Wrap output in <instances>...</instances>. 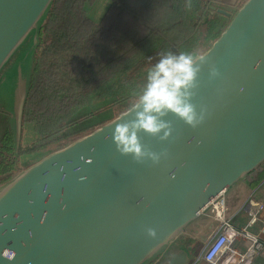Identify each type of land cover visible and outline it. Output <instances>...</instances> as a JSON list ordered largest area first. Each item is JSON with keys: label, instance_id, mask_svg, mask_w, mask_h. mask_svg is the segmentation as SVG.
<instances>
[{"label": "water", "instance_id": "obj_1", "mask_svg": "<svg viewBox=\"0 0 264 264\" xmlns=\"http://www.w3.org/2000/svg\"><path fill=\"white\" fill-rule=\"evenodd\" d=\"M53 1L0 0V71L21 48L1 86L14 104L16 148ZM213 9L231 20L201 54L207 63L193 103L206 110L204 122L192 128L169 114L168 140L140 133L167 156L138 164L110 138L116 122L132 118L129 108L29 166L0 193V264H191L186 250L158 260L214 197L264 162V0H246L233 14Z\"/></svg>", "mask_w": 264, "mask_h": 264}, {"label": "trees", "instance_id": "obj_2", "mask_svg": "<svg viewBox=\"0 0 264 264\" xmlns=\"http://www.w3.org/2000/svg\"><path fill=\"white\" fill-rule=\"evenodd\" d=\"M93 1L54 0L41 28L48 36L38 47L25 106V117L42 136L40 147L77 136L93 126L94 119L100 121L101 114L95 112L106 102L94 101L102 96L109 102L120 99V64L145 66L161 53L178 52L172 49L175 36L170 32L182 18L184 23L188 19L185 0H115L99 21L87 13L86 4ZM182 45L198 47L189 38ZM146 74L136 76L128 96H135ZM4 143L7 151L14 150L10 136ZM262 166L253 185L263 177Z\"/></svg>", "mask_w": 264, "mask_h": 264}, {"label": "clouds", "instance_id": "obj_3", "mask_svg": "<svg viewBox=\"0 0 264 264\" xmlns=\"http://www.w3.org/2000/svg\"><path fill=\"white\" fill-rule=\"evenodd\" d=\"M185 7L191 10L192 0H187ZM206 63V56L201 55L198 50L161 53L135 93V102L127 113L132 118H123L115 123L110 138L116 151L122 156H131L138 164L149 160L158 164L162 156H167V151L158 153L146 147L141 142V132L158 137L160 141L168 140L173 132L171 121L166 119L169 114L192 128L202 124L206 110L201 108L198 112L193 99L200 73ZM219 75L218 69L210 65V78ZM146 231L149 237L155 238L157 235L153 228Z\"/></svg>", "mask_w": 264, "mask_h": 264}, {"label": "rangeland", "instance_id": "obj_4", "mask_svg": "<svg viewBox=\"0 0 264 264\" xmlns=\"http://www.w3.org/2000/svg\"><path fill=\"white\" fill-rule=\"evenodd\" d=\"M245 1L246 0H242L240 6H242V4ZM94 2H98V3H96L97 5L93 8L92 6L95 4ZM107 2L109 4V0H94L92 3H87L86 4L87 13L88 14L91 13L93 18L98 21V19L105 11L106 5L108 6ZM236 10L237 9H235L233 13H235ZM199 12L200 10H196L193 13H190V15L185 14L186 17L188 18L186 22L184 23L182 18L180 20V23L176 25L177 26L176 29L174 28L175 31L170 32L171 36H175V40L172 41V43H174L172 46L173 50H178V51L198 50L200 54H203L215 41L217 32L223 31L231 20V17L228 18L226 17L225 19L221 20L216 15H214V20L219 21L216 22V25L219 26L218 28L212 26L207 21H204V19L200 20V23H196V21H198L197 15ZM209 17L212 18V16L210 15ZM187 23H189L190 25ZM41 36H42L41 43H44L45 41L43 42L42 40L47 39L48 34L46 32L44 34L41 33ZM186 38H189L190 41L196 44L198 47L183 46L182 45L183 39ZM38 47L36 50V56L38 52ZM154 63L156 62L152 60L150 63L145 64V66L141 62H135V63L125 62L122 63V67L120 64V67H118V69H119V73L122 74V82H123V87L120 93L121 94L120 99L118 101L109 102L107 96H102L101 98H99V100H95L94 103L97 104L101 102H106L104 106H101L99 109L97 108V111L95 112L97 116L101 114V116L98 117L100 118V121L99 119H94L92 123L93 126L81 132L77 136L74 135L71 138H64L61 140L57 139V141L49 142L47 143V145H42V147H40L39 144L42 141L41 140L42 136H39V134L37 133L35 123L32 120H29L28 118L25 117V108H24L22 131H21L19 146L18 148H16L14 118L9 120L7 123H5V127H10V129L13 132V138L15 140L14 143L15 149L10 153L5 152L4 155L0 154V193L12 180L17 178L21 173H23L27 168H29V166L38 162L48 154L56 150L62 149L65 146L74 142L75 140L83 137L84 135L91 133L101 125L111 121L112 119L119 116L121 113L128 110L131 107V105L135 102V96H128V92L134 90L135 88L134 82L136 76L141 75L142 72L144 71H148V69ZM6 69L8 68L4 67V69L0 73V84L2 83L3 71L5 72ZM129 79L132 80L131 83H129ZM7 87L8 89H10L11 84H8ZM0 129H2V126H0Z\"/></svg>", "mask_w": 264, "mask_h": 264}, {"label": "built area", "instance_id": "obj_5", "mask_svg": "<svg viewBox=\"0 0 264 264\" xmlns=\"http://www.w3.org/2000/svg\"><path fill=\"white\" fill-rule=\"evenodd\" d=\"M264 203L250 194L239 210L245 209L249 223L258 218ZM228 214L225 191L214 197L202 215L188 227L189 233L203 242V258L214 264H252L264 249V242L248 230L236 228Z\"/></svg>", "mask_w": 264, "mask_h": 264}, {"label": "crops", "instance_id": "obj_6", "mask_svg": "<svg viewBox=\"0 0 264 264\" xmlns=\"http://www.w3.org/2000/svg\"><path fill=\"white\" fill-rule=\"evenodd\" d=\"M94 3L95 4L92 6L93 8L97 5L96 3H98V2H94ZM110 3H111V0H109V4L107 2L108 6L106 5V7H105L106 9L109 7ZM186 3H187V0H185L183 3L184 10H185L186 14L189 15V12L192 13L193 7L191 8V10H188L185 7ZM106 9H105V11H106ZM105 11L101 15V17L98 19V21L103 17ZM88 15L93 20L97 21L96 19L93 18L91 13H89ZM20 49L21 48H19L9 58V60L3 66L2 70L4 69V67L9 68L10 66H12L13 62L17 59V57L19 55ZM1 71H0V73H1ZM6 71H7V69L5 70V72L3 71L2 83L0 84V107L3 108L5 113L11 119H13L14 118V114H13L14 113L13 112L14 104L13 105H11V103L7 104L5 97H4L6 94L1 93V86L7 78ZM6 96L9 97L10 95L8 94ZM9 99L11 102L12 99L11 98H9ZM262 165L263 166L261 167V169L264 171V162L262 163ZM258 170H259V167L256 170H254L253 172H251L250 174H248V176H246L244 179L235 183L231 188H229L227 191H225V195H226V204L228 207V214L230 216H232L231 222L234 225V227L242 228V227L248 226V230L252 234L257 235V237L260 241L264 242V208L259 213L258 218L253 220L251 222V224L249 223L250 216H249L248 212L245 209L239 210L240 207L243 205V203L246 201V199L248 198V196L250 194H253V196L256 200L264 203V173H263V177L255 185L252 184V181L256 178V176L258 174V172H257ZM247 178H248V180H247ZM193 223L189 224L188 227L190 225H192ZM188 227L184 230V232H182L175 239V241L168 247L167 250H170L171 254L172 253H178L182 250L188 251L189 256L191 257V260H192L191 264H214V263L206 261L203 258V242L198 238H194L189 233ZM161 258H162V256L159 258L158 261H160ZM165 258H166V256H165ZM165 261H163V262H165ZM149 264H158V263H156V261H155V262L149 263ZM252 264H264V249L261 250V252L259 253L258 256H256V258Z\"/></svg>", "mask_w": 264, "mask_h": 264}, {"label": "flooded vegetation", "instance_id": "obj_7", "mask_svg": "<svg viewBox=\"0 0 264 264\" xmlns=\"http://www.w3.org/2000/svg\"><path fill=\"white\" fill-rule=\"evenodd\" d=\"M114 1L115 0H111V3L109 5V7L106 9V11L112 6ZM192 2H193L192 13L196 10H200V12L197 15L198 21H196V23H200V20L204 19V21H207L212 26H215L218 28L219 26L216 25V22H219V21L214 20V15H216L221 20L225 19L226 17L228 18L230 16L224 14L223 12L217 11V9H213V6H216L217 8H222L226 12L233 14L235 9H237L240 6V3L242 2V0H237V4L235 6H229L225 3H220V2H213L212 0H208L207 3H204V0H192ZM119 5H120V3H119ZM189 15H190V12H189ZM209 15L212 16V18H210ZM0 112H1V114H0V126H2V129H0V153H1V155H4L5 152H9V151H7L8 146L5 145V143H4L5 139L8 140L9 136H10V138L13 139V148L15 147V145H14L15 140L13 138V135H12L13 132L10 129V127H5V123H7L9 120H11V118L5 113V111L3 110L2 107H0ZM5 149H6V151H5ZM170 254H171L170 250H167L159 262L163 263V261H165L166 258ZM165 256H166V258H165Z\"/></svg>", "mask_w": 264, "mask_h": 264}]
</instances>
